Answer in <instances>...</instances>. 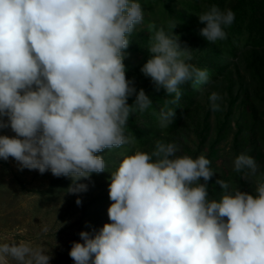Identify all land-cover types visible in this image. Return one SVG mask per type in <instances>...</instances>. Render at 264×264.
<instances>
[{"label":"clouds","instance_id":"clouds-1","mask_svg":"<svg viewBox=\"0 0 264 264\" xmlns=\"http://www.w3.org/2000/svg\"><path fill=\"white\" fill-rule=\"evenodd\" d=\"M234 13L212 5L198 15L200 35L215 44L227 38ZM144 19L138 0H0V159L19 170L50 171L72 180L68 194L85 192L93 173L106 171L105 150L132 144L130 116L152 100L126 78L124 60ZM149 25V59L141 72L168 97L160 128L174 123L181 86L207 84L206 69L174 33ZM135 95L132 105L128 98ZM221 97L209 96L213 111ZM174 142L157 140L149 152L124 156L110 172V223L73 242L74 264H264V177L252 192L217 179L204 154H179ZM234 171L248 181L256 160L241 153ZM201 179L203 182H201ZM81 204L80 199L76 200ZM51 255L30 242L0 243V264H50Z\"/></svg>","mask_w":264,"mask_h":264},{"label":"rangeland","instance_id":"rangeland-1","mask_svg":"<svg viewBox=\"0 0 264 264\" xmlns=\"http://www.w3.org/2000/svg\"><path fill=\"white\" fill-rule=\"evenodd\" d=\"M188 1L138 0L144 19L132 34L124 60L126 78L133 80L135 87L152 83L151 78L141 72L150 57L147 51L150 24L157 29L163 27L167 32L168 21L175 20L178 25L173 31L179 35L181 45L193 50L190 62L195 64L208 57L205 49L202 50L206 39L183 32L178 21L183 10H187ZM195 3L198 6L206 2ZM189 14L185 11L183 16L187 19ZM263 56V48L249 47L244 38L238 55L221 59L223 72L196 87L193 98L187 101L188 108L175 117L173 124L162 129L158 118H152L155 121L146 145L140 143V136L128 126L127 133L136 138L134 143L99 153L106 161V171L93 173L90 180L78 181L88 185L85 192L68 194L70 178L55 177L50 171L44 174L38 170L21 171L13 158L0 159V243L30 242L51 255L50 264H74L69 251L73 242L83 243L79 233H92L110 223V172L117 169L124 156L137 150L150 153L157 140L178 144L181 155L195 158L204 154L211 161L210 167L215 172L208 182L212 198L221 194L220 186L215 183L217 179L229 182L233 188L252 192L255 181L264 177V61L258 66ZM213 92L221 97L217 111L210 107L209 96ZM0 135L14 136L15 133L8 128L0 130ZM241 153L252 156L258 164L256 175L249 176L248 181L241 179L242 173L234 171L233 161Z\"/></svg>","mask_w":264,"mask_h":264},{"label":"trees","instance_id":"trees-1","mask_svg":"<svg viewBox=\"0 0 264 264\" xmlns=\"http://www.w3.org/2000/svg\"><path fill=\"white\" fill-rule=\"evenodd\" d=\"M200 0H190L187 2V10H183L182 15H180L178 21L180 22L181 29L183 32L196 35L195 37L200 36L195 34L196 30H200L199 27H204L205 25L201 24L198 20V15L206 11L210 6L216 5L222 11L230 9L234 13V22L233 24L226 28L227 38L223 41H217L215 44L209 43L207 40L203 42V49L208 57L196 62L194 65L196 67H203L207 70L209 79L213 75H219L223 72L221 67V59L227 55L237 56L242 41L246 38V43L249 47L253 49L263 48L264 49V0H205L204 4H197L195 2ZM185 11L190 12L189 16H183ZM198 22V24H197ZM264 61V56L258 60V66ZM200 84L192 85L191 83L182 85L181 91L182 96L178 105H170V107L176 108V116L181 113L187 107V101L193 98L195 94L196 87ZM137 91L141 88L145 93L150 97L153 104L145 110L143 113L137 111L135 114L130 116L128 121V126L130 129L136 131L140 136V143L143 145L148 142V136H150L153 123L158 118V113L163 107L164 99L168 97L165 90L161 88L159 91H156L153 83L149 82L145 87H135ZM132 99V101H130ZM135 101V95L128 98V104L132 105Z\"/></svg>","mask_w":264,"mask_h":264}]
</instances>
